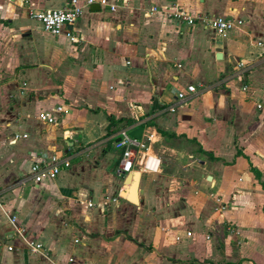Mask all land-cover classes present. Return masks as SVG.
Wrapping results in <instances>:
<instances>
[{"label":"crops","instance_id":"0c3cea01","mask_svg":"<svg viewBox=\"0 0 264 264\" xmlns=\"http://www.w3.org/2000/svg\"><path fill=\"white\" fill-rule=\"evenodd\" d=\"M65 2L0 0V264H264V0H109L46 33L32 14ZM175 4L244 23L224 38ZM139 128L163 163L134 203L115 144Z\"/></svg>","mask_w":264,"mask_h":264},{"label":"built area","instance_id":"2783aa9c","mask_svg":"<svg viewBox=\"0 0 264 264\" xmlns=\"http://www.w3.org/2000/svg\"><path fill=\"white\" fill-rule=\"evenodd\" d=\"M99 3L101 6L110 5L113 10L116 5H111L109 0H66L65 4L59 8L38 10L32 14V17L38 21L42 29L53 36H61L66 27L73 26L83 15L84 9L91 5ZM153 11H158V7H153ZM166 18L169 20L186 23L189 26L203 24L213 28L221 37H228L229 34L238 26H241L244 21L242 19H230L224 16H208V15H193L187 10L181 8L178 4L172 5L163 11ZM68 37L72 40H77L71 31L67 32ZM243 65V63H240ZM188 90L195 91L193 85L188 86ZM178 98L183 100L186 94L183 91L178 93ZM259 107L262 105L259 104ZM175 111V107H171ZM56 111L61 113L64 111L63 106L56 107ZM40 119L46 123H56L57 117L49 112L43 111L40 113ZM155 133L148 132L140 138L133 136L127 129H122L119 132V138L115 144L116 148L122 150V165L119 171L120 176L126 177L128 173L134 171H143L148 173H157L162 168V159L152 149V143L155 141ZM26 133H15L13 142L20 138H26ZM32 172L37 181H41L44 177L54 179L61 171L59 157L56 154L43 155L36 159L32 164ZM3 191V186L0 185V194ZM2 205L0 199V206ZM10 221L15 227L17 234L25 240L29 249L34 252L43 249V244L40 242L30 241L25 237L24 230L17 223V217L11 216ZM3 243L0 241V247ZM9 250H13L14 246L7 245ZM73 262V259H70Z\"/></svg>","mask_w":264,"mask_h":264},{"label":"water","instance_id":"95a60500","mask_svg":"<svg viewBox=\"0 0 264 264\" xmlns=\"http://www.w3.org/2000/svg\"><path fill=\"white\" fill-rule=\"evenodd\" d=\"M90 8L93 10L100 9L101 5L99 3H95V4L91 5ZM218 56L220 57L221 53H219ZM142 131H143V129L139 128V129L135 130L134 132H132L131 134L135 137L140 138L142 136ZM135 174H140V177L136 180V182H134V175ZM132 175H133V178H131ZM140 178H141L140 171H134L132 173H128V175L126 176V179H125V189L126 190L123 191L122 194L124 195V197H127L128 199H130L134 203L139 202L138 192H139V186H140ZM208 179L210 180L211 176H209Z\"/></svg>","mask_w":264,"mask_h":264},{"label":"trees","instance_id":"16d2710c","mask_svg":"<svg viewBox=\"0 0 264 264\" xmlns=\"http://www.w3.org/2000/svg\"><path fill=\"white\" fill-rule=\"evenodd\" d=\"M118 121L114 120L112 117H110V125L108 127V133L107 135H109L110 133H112V126L115 125ZM251 169L256 173V175L260 176V173L258 172V170L255 167H251Z\"/></svg>","mask_w":264,"mask_h":264}]
</instances>
